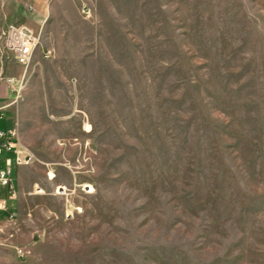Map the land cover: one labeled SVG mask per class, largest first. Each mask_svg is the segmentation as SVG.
<instances>
[{
	"label": "rangeland",
	"instance_id": "374dc122",
	"mask_svg": "<svg viewBox=\"0 0 264 264\" xmlns=\"http://www.w3.org/2000/svg\"><path fill=\"white\" fill-rule=\"evenodd\" d=\"M13 128L0 264H264V0H0Z\"/></svg>",
	"mask_w": 264,
	"mask_h": 264
},
{
	"label": "built area",
	"instance_id": "2783aa9c",
	"mask_svg": "<svg viewBox=\"0 0 264 264\" xmlns=\"http://www.w3.org/2000/svg\"><path fill=\"white\" fill-rule=\"evenodd\" d=\"M1 43L3 50L12 55L17 65L28 69L40 46L41 33L26 26L10 25L2 31ZM8 83L13 85L14 80L8 79ZM4 153H12L13 159H0V214L7 213V217L13 220L15 213L11 210V205L18 199L13 168L31 164L34 157L21 147L15 128L6 132L0 131V158ZM19 254L21 257L25 255L23 251Z\"/></svg>",
	"mask_w": 264,
	"mask_h": 264
},
{
	"label": "crops",
	"instance_id": "0c3cea01",
	"mask_svg": "<svg viewBox=\"0 0 264 264\" xmlns=\"http://www.w3.org/2000/svg\"><path fill=\"white\" fill-rule=\"evenodd\" d=\"M10 154L12 153H4L0 159H3L5 157H10ZM14 174V173H13ZM1 196V195H0Z\"/></svg>",
	"mask_w": 264,
	"mask_h": 264
}]
</instances>
